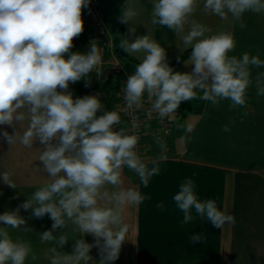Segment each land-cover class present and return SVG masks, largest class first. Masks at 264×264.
Returning <instances> with one entry per match:
<instances>
[{"label":"clouds","instance_id":"1","mask_svg":"<svg viewBox=\"0 0 264 264\" xmlns=\"http://www.w3.org/2000/svg\"><path fill=\"white\" fill-rule=\"evenodd\" d=\"M90 0H0V125L11 126L14 134L0 132V138L11 146L19 142L33 149L35 142L43 145L38 160L47 173V182L37 188L13 211L0 214V264H28L38 256L32 243L13 239L9 229L32 231L20 209L32 210V216L53 221L51 229L39 234L41 243H51L49 264H91L90 250L99 249L97 264H111L119 257L128 225L124 222L125 206L139 205L149 196L136 188L122 187L123 169L134 172L144 187L160 174L159 163L167 160V143L159 135L155 143L159 154L151 166L136 151L139 135L129 133L121 125L117 111L106 110L99 95L73 98L69 84L85 80L102 62L96 41L87 52H71L73 39L84 31L82 9ZM199 6L198 0H155L152 23L167 26L173 32H184L189 18ZM205 12L227 19L231 15L241 29L246 13L264 14V0H204ZM137 15L124 5L119 21L128 24ZM131 34L136 29L129 28ZM183 45L191 49L184 63L194 65L190 73L174 72L167 53L148 35L131 42L123 38L120 49L127 54L143 53L142 61L125 83L124 100L128 109L139 108L145 93L154 98L153 111L160 118L177 112L181 102L200 99L213 105L230 101V109L243 108L247 92L253 85L257 96H264V72L252 78L253 68L264 67L259 55L248 52L241 57L229 55L237 46L233 31L211 33L206 26L190 22ZM67 57V58H66ZM59 89V90H58ZM102 112L101 115H97ZM186 133L193 127L176 125ZM230 125L223 131H230ZM13 173L0 174L3 183L16 189ZM108 186H111V190ZM177 209L183 213L182 224L195 219L210 221L221 229L235 224L232 214L222 211L215 199H200L192 178H186L173 196ZM164 210L165 205H156ZM69 222L81 238L74 240L71 254L59 251L68 241ZM90 234L94 244L82 238ZM203 235H192V244Z\"/></svg>","mask_w":264,"mask_h":264},{"label":"crops","instance_id":"2","mask_svg":"<svg viewBox=\"0 0 264 264\" xmlns=\"http://www.w3.org/2000/svg\"><path fill=\"white\" fill-rule=\"evenodd\" d=\"M142 2L145 0H141ZM198 4L189 18L190 22L196 21L206 26L211 33L233 31L237 46L229 55L239 58L248 52L251 55L258 54L264 60V14L246 13L243 17L246 27L241 29L239 22L231 15L226 20L221 19L205 12L204 0H198ZM105 8L103 6L107 17ZM82 19L84 31L73 39L71 52H87L90 43L97 42L91 24L85 17L82 16ZM190 22L185 25L180 37L178 32L164 26L163 33H158L160 38H154L165 48L167 60L172 54L180 56L186 50L183 36L187 34ZM119 27L120 25L117 26L118 30ZM109 30L112 33L110 28ZM116 39L118 54L121 51L127 56L126 62L134 72V55L120 49L121 41L117 35ZM188 57L173 65V71L190 73L194 65L184 63ZM261 72H264V67L253 68V80ZM77 85L76 89L81 95H99L106 110H114L120 114L122 123L116 127H126L120 87L106 68L99 76L94 71L90 76V83L82 79ZM68 91L73 93L74 99L77 98L71 82ZM150 104L151 99L145 94L140 114L144 160L149 166L160 152L155 143L157 135H151L155 123ZM101 114L102 112L97 113ZM169 121V132L158 133L167 143L168 158L159 163L161 172L151 179L148 187L142 185L134 172L123 169L122 187L136 188L150 199L139 205L125 206L123 216L128 232L118 259L111 264H264V96H257L253 85L248 89L247 103L243 108L230 109L228 100L221 101L218 106L205 101L199 114L178 118L173 113ZM177 124L185 127L191 125L193 132L186 133L183 129H178ZM226 124L230 125L231 130L228 132L223 131ZM18 129L19 126L15 130ZM5 130L9 134H14L15 131L11 126L0 125V132ZM42 147L38 141L34 143L33 149H26L19 142L11 146L0 138V174L10 171L16 184V189H13L4 184L0 177V214L15 210L32 192L47 182L48 174L37 171V168L42 167L37 149ZM186 178L195 181L200 199H215L218 208L234 215L235 224H226L217 229L210 221L199 218L189 224H182L183 213L176 208L173 196ZM108 187L111 190V186ZM160 202L164 203V210L156 207ZM19 215L26 221L21 228L28 227L32 231L9 229L10 235L14 240L32 243L38 259L29 260L28 264H49L48 249L53 245L41 243L39 234L51 229L53 221L50 216L46 214L43 218H35L31 209H20ZM0 226L4 225L0 223ZM74 228L69 222L67 228L53 232L57 237L66 232L69 239L59 251L72 253L74 240L81 238V234L74 231ZM194 234L203 235V239L195 244L190 243L189 237ZM82 238L89 244L95 242L90 234ZM91 254L99 255V249L93 247Z\"/></svg>","mask_w":264,"mask_h":264},{"label":"built area","instance_id":"3","mask_svg":"<svg viewBox=\"0 0 264 264\" xmlns=\"http://www.w3.org/2000/svg\"><path fill=\"white\" fill-rule=\"evenodd\" d=\"M82 16L89 21L97 37L96 43L100 48L102 56V62L97 66V70L102 73V71L106 68L109 71L112 79L118 83L123 101V118L126 122V128L129 130L130 134L135 133L139 135L136 151L144 159L140 107L137 108L134 106L132 109H128L124 100L125 83L128 77L133 74V70H131L130 67L119 58L115 51L116 47L114 37L111 35L106 25L105 15L100 7L99 1L90 0L89 6L82 9ZM145 94L148 95L147 93ZM150 98V111L155 123V129L151 132V135L156 136L158 133L167 134L170 128L169 120L171 115L160 118L158 113L152 109L154 98Z\"/></svg>","mask_w":264,"mask_h":264},{"label":"rangeland","instance_id":"4","mask_svg":"<svg viewBox=\"0 0 264 264\" xmlns=\"http://www.w3.org/2000/svg\"><path fill=\"white\" fill-rule=\"evenodd\" d=\"M100 3L102 7H106L105 12L107 13L106 22L108 24V27L111 29L115 38L117 35L120 41L123 38H127L131 42L137 36L143 35H148L153 39L160 38V34L158 33H163L164 26L152 23V5L155 3V0H145V4L143 2L141 3V0L139 3L136 0H100ZM124 5L132 7L137 12V15L128 24H122L119 21V17L122 15V9ZM118 25H120L119 30L117 28ZM133 27L136 29L134 35L128 31L129 28ZM180 35L181 33L178 32V37H180ZM118 55L123 61H128L126 58L127 56L125 55V57L121 51ZM133 55L135 57L133 58L134 62H141L144 54L133 53ZM177 56V54H172V56L168 58V62L172 61ZM72 85L74 87L77 98L83 97L84 94L81 95V93H78V90L76 89L78 87L77 82L74 84L72 83ZM90 256L93 257V262H91V264H97V262L101 259L100 255L97 254H91Z\"/></svg>","mask_w":264,"mask_h":264},{"label":"trees","instance_id":"5","mask_svg":"<svg viewBox=\"0 0 264 264\" xmlns=\"http://www.w3.org/2000/svg\"><path fill=\"white\" fill-rule=\"evenodd\" d=\"M99 1V4H100V7L103 11V7L101 6V3H100V0ZM104 12V11H103ZM105 15V13H104ZM105 22H106V16H105ZM107 25V24H106ZM108 27V26H107ZM110 31V30H109ZM111 33V32H110ZM112 35V33H111ZM113 36V35H112ZM114 37V36H113ZM116 38L114 37V41H115V44H116ZM116 47V46H115ZM117 55H118V50H117V47L115 49ZM191 53V49H186L180 56L176 57L175 59H173L172 61L169 62V66L172 67L173 65H176L178 63H180L183 59H185L186 57H188ZM119 56V55H118ZM120 58V57H119ZM128 62H125V64H127ZM133 65H137L139 64L140 62H132ZM128 65V64H127ZM131 65V64H130ZM150 98V97H149ZM151 99V98H150ZM204 102L203 100H200V99H194V100H191V101H184V102H181L179 108L177 109V112L174 113V115L178 118H181V117H184L188 114H199L202 109H203V106H204Z\"/></svg>","mask_w":264,"mask_h":264}]
</instances>
